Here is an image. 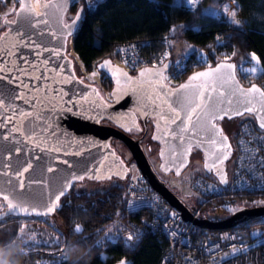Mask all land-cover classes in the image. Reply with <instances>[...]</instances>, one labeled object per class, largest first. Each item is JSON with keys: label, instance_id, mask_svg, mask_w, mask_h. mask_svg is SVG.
<instances>
[{"label": "water", "instance_id": "obj_1", "mask_svg": "<svg viewBox=\"0 0 264 264\" xmlns=\"http://www.w3.org/2000/svg\"><path fill=\"white\" fill-rule=\"evenodd\" d=\"M32 1L18 0L14 15L3 19L6 30L0 34V77H5L0 79V121H3L0 123V199L6 207L8 201L3 199L4 194H8L13 203L46 209L55 195L63 189L66 195L76 182L86 179L125 182L129 167L110 145V140L116 139L128 148L138 172L150 187L181 213L184 223L212 231L234 228L264 216V206H256L235 211L222 220L196 217L155 175L140 146L141 140L126 135L139 133L138 112L160 128L157 140L163 142L167 157L180 153L182 166L187 163L190 150L196 149L204 155V168L210 172L212 166L225 161V156L228 158L229 141L218 130V119L209 122L207 109L198 110L200 119L193 114L185 131L182 121L186 112H181L176 119L171 111L177 93L189 94L207 83L216 89L210 102L218 115L228 119L252 115L257 127L264 131L260 127L264 120V97L259 93L242 96L233 88L247 92L255 85L264 91L259 85L242 86L233 61H222L199 72L210 75L196 80L201 85L182 89L187 84L171 88L165 82L164 73L171 61L130 76L124 67L104 59L96 69L113 79L112 94H121L110 104L96 84L87 83L77 75V58L69 55V43L81 20L75 25L71 23L77 19V13H81L79 10L72 20L65 19L74 0H39V4L45 6L40 13L34 7L32 14L20 11L21 2L33 6ZM106 60L110 64L100 67ZM9 76L15 79H7ZM221 92L224 95H220ZM250 100L252 103H248ZM246 107H255V111H244ZM172 119L176 122L172 123ZM102 121H109L113 127L101 124ZM28 163L32 165L29 171L23 173V177L16 175L17 170L22 171ZM49 168L53 171L49 172ZM80 176L83 179H79ZM222 176L226 179L223 171L217 175L218 182L226 187L227 181L222 183ZM61 207L59 201L57 209L49 215H26L7 207L0 213V221L9 216L52 217Z\"/></svg>", "mask_w": 264, "mask_h": 264}, {"label": "trees", "instance_id": "obj_2", "mask_svg": "<svg viewBox=\"0 0 264 264\" xmlns=\"http://www.w3.org/2000/svg\"><path fill=\"white\" fill-rule=\"evenodd\" d=\"M228 2L239 6L235 17L217 19L212 15L222 11ZM75 13L73 9L71 14ZM177 29H182V39L195 49L190 56L200 52L212 66L219 63L211 61L217 54H237L248 60L257 56L262 72L256 80L264 81V0H201L197 10L186 8L180 0H105L80 20L70 43L83 69L90 71L121 44L148 39L151 49L156 51L162 47L161 40L171 39ZM116 182L95 192L77 193L73 185L60 199L62 207L52 217L57 216L66 227L61 231V243L39 244L18 252L14 247L8 248L16 233L12 226H4L0 229V248L7 252L3 264H55L54 254L64 247L70 249V261L64 264H116L122 259L131 264H160L168 247L167 240L161 234L145 230L133 232L128 227L124 217L126 187L120 185L125 182ZM204 198L207 206L221 207L230 201L264 198V189L222 187L218 193ZM118 213H121L119 220L127 229V235L112 240L104 235V230ZM9 218L26 217L9 216L0 223ZM74 224L81 225V233L72 231ZM129 235L132 240L128 239Z\"/></svg>", "mask_w": 264, "mask_h": 264}, {"label": "built area", "instance_id": "obj_3", "mask_svg": "<svg viewBox=\"0 0 264 264\" xmlns=\"http://www.w3.org/2000/svg\"><path fill=\"white\" fill-rule=\"evenodd\" d=\"M104 1L74 0L75 6L71 7L76 13L78 10L82 13V19L91 9ZM185 7L197 10L186 2ZM40 12L41 9L38 13ZM168 41L169 38L164 37L161 40L162 51L160 49L154 51L148 39L130 40L117 47L119 61L131 70L160 67L170 61L167 60ZM205 62L201 53L185 56L177 62L171 61L164 78L170 82L186 77L196 69L204 67ZM234 147L236 160L232 181L234 189H264V131L260 130L256 123L244 120L235 135ZM125 187L124 217L128 227L133 232L145 230L161 234L167 240L168 247L160 264H264V236L252 235L258 228L264 234V216L234 228L206 231L191 224L187 226L182 220L181 213L169 206L150 187L138 170L134 176L127 177ZM205 188V194L201 195L215 194L220 190L216 184H207ZM129 201L132 202L131 206ZM6 209V204L0 199V213ZM77 227L81 231H76ZM77 227L75 232L81 233L82 227ZM54 256L55 264L69 262V247L60 249Z\"/></svg>", "mask_w": 264, "mask_h": 264}, {"label": "rangeland", "instance_id": "obj_4", "mask_svg": "<svg viewBox=\"0 0 264 264\" xmlns=\"http://www.w3.org/2000/svg\"><path fill=\"white\" fill-rule=\"evenodd\" d=\"M180 1L183 2L184 4L186 2V0H180ZM200 1L201 0H198V3L192 5V8L195 9L198 8L197 6ZM225 6H227V11H225ZM225 6L223 7L222 11L213 12L212 15H214V17H216L217 19H219L221 16H223L225 19L233 18L232 10L237 8V4L235 2H228L226 3ZM17 7H18V0H0V29H3L2 26L3 19L12 17ZM238 12L239 10L236 11V13ZM181 32L182 29L175 30L171 39H169L168 41L169 50L167 54V60H170L172 62H177L185 56H190L195 51L192 45L188 44L186 41L182 39ZM68 51H69V55L76 59V56L73 54L71 49V43H69ZM160 51H162V49H160ZM118 57L119 55L117 49H115L113 54L103 58L102 60L111 59L115 64H117L118 62L122 64L119 61ZM257 60L259 61V63H257ZM257 60H253L252 58L251 60H248L247 58L241 59L237 54H231V55L217 54L213 59H211L212 62L233 61L235 65L238 67L240 76L245 78L246 76L244 75L247 76L249 75L251 76V78L246 77L245 78L246 80L252 79L253 81L259 83L260 86L264 87V81L256 80L257 79L256 77H258L262 72V66L258 57ZM206 65L212 66V63L206 61L205 66ZM253 69H255V71H253ZM76 70L78 75L83 77L84 80L91 83H96L97 85H99L100 90L105 92L109 96V94L113 89L111 85V80L108 77H106L104 73L99 72L96 69V65L92 70L86 71L83 69L80 62L76 59ZM93 72H96L97 74L95 77L92 75ZM244 118L248 119L247 117H243L242 119ZM149 126H150L149 132L142 141V146L149 162L152 163L150 164L157 169L158 161H159L157 157L159 146L151 140L152 127L151 125ZM228 126L229 124L227 125V127ZM231 127L232 124H230L229 128ZM114 145L116 146V149L130 167V172L128 176H134L137 173V168L134 165H131V163H129L131 160V156L128 149L125 147V145L119 142H114ZM200 159L201 157L199 154H195L192 157L190 165L183 174L182 178L178 180H172L171 177L165 180V181L177 182L176 184L172 182L173 183L172 187L176 186L177 196L183 201L186 207L196 217L208 218L211 220H222L230 216L233 212L238 211L240 209L256 207V206H264V198L254 199L251 201H245V200L234 201V202L230 201V203L229 202L224 203L221 207L207 206L206 205L207 203L204 202L205 198L203 195L205 194L204 190L206 189L205 187H207V184L205 183V181L197 180V178L201 177L204 173L200 169ZM235 161L236 160L234 157V159H232V165L230 161L227 163V169L232 170L233 173H234ZM168 183L170 184V182H167V184ZM115 184H117L115 179L106 180V181H95V180L86 179L83 181L76 182L73 191L77 193L95 192L97 190L99 191L105 190L109 188L111 185H115ZM120 185L125 186V184H120ZM198 187H202V189L200 190V188ZM201 193L203 194L201 195ZM120 215L121 213H118L117 216L115 217L116 219L105 226L104 235L107 236L109 239L117 240L119 238L118 236L125 237L127 235V229L123 227V222L119 220V218L121 217ZM7 225L12 226L13 231L16 233L15 240L9 243L8 248L12 249L14 247L15 249L18 250V252L20 251L25 252L31 248L36 247L39 244H52V242L61 243L62 241L61 231L63 230L64 226L62 225V222L58 219L57 216L52 217L50 219L9 218L0 223V229H2L4 226ZM186 225L189 226V224ZM77 226H81V225L74 224L72 227V231L75 232V227ZM64 228L66 229V227ZM261 232L262 230L258 228L256 229L255 232H252V234L261 233ZM7 250L11 251L10 249ZM6 254H7L6 249L0 248L1 264L6 263L5 260Z\"/></svg>", "mask_w": 264, "mask_h": 264}, {"label": "flooded vegetation", "instance_id": "obj_5", "mask_svg": "<svg viewBox=\"0 0 264 264\" xmlns=\"http://www.w3.org/2000/svg\"><path fill=\"white\" fill-rule=\"evenodd\" d=\"M75 5H72V7H74ZM72 7H70L68 13L66 14V21H70L74 18L75 15L71 14L73 9ZM70 16V18H69ZM3 26V25H2ZM6 30V28L3 26V29H0V34H2L4 31ZM113 62V61H112ZM114 63V62H113ZM115 64V63H114ZM117 65H120L122 67H124L127 71H128V74L130 76H135L137 75V73L139 71H142L146 68H156V67H146L144 69H140V70H131V69H128L126 68L125 66H123L122 64H120L119 62L117 63ZM210 67H213V66H204L202 68H199V69H196L195 71H193L191 74H189L188 76L186 77H183V78H179V79H176V80H173V81H170V82H166V84L171 87V88H176L182 84H187V85H192V86H199L201 85L198 81L196 80H190V77L196 75L197 73L205 70V69H208ZM78 75V73H77ZM79 76V75H78ZM248 78H251V76H247V75H244ZM81 77V76H79ZM106 77H108L106 75ZM236 77L237 79L239 80L240 84L244 87H249L253 84H257L256 82H254L252 79H248L246 80L244 77L240 76V73L238 71V68L236 66ZM83 79V77H81ZM110 80H111V85L112 87L114 86L113 84V79L111 77H108ZM165 79V78H164ZM84 80V79H83ZM85 82L87 83H91V82H88L86 80H84ZM91 84H96V83H91ZM97 85V84H96ZM259 85V84H257ZM99 87V85H97ZM260 86V85H259ZM263 90H264V87L260 86ZM100 89V87H99ZM103 92V91H101ZM104 93V96H105V100L108 102V103H114V97L115 98H120L121 94L117 93V94H112V91L111 93L109 94V96L105 93ZM136 115L138 116L139 118V125H140V131L139 133L137 134H132V133H126V135L136 141L138 140H141L140 141V146L144 152V149H143V146H142V141L144 140V138L147 136L148 132H149V129H150V126L152 127V136H151V140L153 142H155L158 146H159V149H158V166H157V169L154 168L151 164V162H149L145 152H144V155L146 157V159L148 160L153 172L155 173V175L158 177V179L163 182L165 184V186L174 194L177 196V190H176V186H173V183H177L176 181H165L167 178H171L172 177V180H178L180 178H182L183 174L185 173V171L187 170V168L189 167L190 165V162L192 160V157L195 155V154H199L201 159H200V169L204 172L203 175L199 178H197L198 181H205L206 184H216L218 185L220 188H222L223 186L218 182V177L217 175H220L221 172H225V175H226V187H223V188H227V189H232V190H236L234 189V184L232 183V181H234L233 179V172L232 170L230 169H227V163L230 161L231 162V165H232V159H234L235 157V147H234V141H235V135L238 131V129L240 128L241 126V123L244 121V120H249L253 123H256L254 117L252 115H248V114H244L240 117H236V118H232V119H228L226 117H223V119H218L216 120V124H217V127H218V130L219 132L224 135L225 137H227L228 141H229V144L231 146V153L229 154L228 158L215 165V166H212L211 169H210V172H207L204 168V161H205V157L204 155L196 150V149H191L189 154L187 155V163L185 165H181V162H182V159H181V155L180 153L178 152H175L174 154H172L170 157H167L165 155V147H164V144L162 141L160 140H157V137L159 135V131H160V128H158L154 123H153V120L150 119V118H147V119H144L143 115L136 112ZM243 117H247L248 119L244 118L242 119ZM101 124L103 125H107V126H112L113 127V124L110 123L109 121H102ZM229 124H232V127L229 128V126L227 127V125ZM114 142H119L121 144H123L122 142H120L119 140H116V139H111L110 140V145L112 146V148L116 151V153L122 158V160L124 161V163L129 167L128 163L125 161V159L120 155V153L118 152V150L116 149V146L114 145ZM124 145V144H123ZM126 147V146H125ZM127 148V147H126ZM128 149V148H127ZM129 151V150H128ZM130 153V152H129ZM131 156V154H130ZM131 165H134L135 166V163L134 161L132 160V156H131V160L130 162ZM234 163V161H233ZM136 167V166H135ZM233 167V166H232ZM231 167V168H232ZM177 169L180 170V175H177L176 172H177ZM224 169V170H223ZM129 172H130V167H129ZM196 180V179H194ZM167 182H170V184ZM173 182V183H172ZM196 188V187H195ZM178 197V196H177ZM179 198V197H178ZM180 199V198H179ZM181 200V199H180ZM182 201V200H181ZM183 202V201H182Z\"/></svg>", "mask_w": 264, "mask_h": 264}, {"label": "snow or ice", "instance_id": "obj_6", "mask_svg": "<svg viewBox=\"0 0 264 264\" xmlns=\"http://www.w3.org/2000/svg\"><path fill=\"white\" fill-rule=\"evenodd\" d=\"M196 3H198V0H186V4L189 6L195 5ZM41 8L45 7L44 5H40ZM239 10V6H237L236 9L232 10V16L235 17L236 11ZM20 11L24 12L27 11L28 13L32 14L33 13V6L31 3L25 4L23 2L20 3ZM225 11H227V6H225ZM38 15V14H35ZM82 13H77V19L73 20L71 23L73 25H75L77 23V21L81 18ZM24 19L27 20V22L29 24L32 23L31 19H28L27 17H24ZM37 23H39L40 21L37 20ZM236 23H239L237 21H233ZM71 34V33H69ZM59 54V53H57ZM253 60H257V57L255 55L252 56ZM257 63H259V61L257 60ZM110 61H105L103 65H101L100 67H104L105 65H109ZM118 67V66H117ZM231 67V66H229ZM253 71H255V69H253ZM92 75L95 77L97 74L96 72H93ZM144 75V72L141 73V76ZM210 75V73H199L198 75H194L192 77H190V80H197L200 77H208ZM5 77H0V79H4ZM7 79H15L14 77H7ZM188 85H183L182 89L187 88ZM235 91H239L240 95L242 96H247L249 93H259V95L261 97H264V91H262L261 89L257 88L255 85H253L252 87H250L248 89L247 92H244L243 90H240L238 88H235V86H233ZM216 91V89L214 87H209L206 84L201 85L199 87H197L192 93L189 94H185L182 91L177 93V99L173 101V105L174 107L171 108V111L174 113L175 118L179 119L180 118V113L181 112H186V116L184 117V120L182 121L183 123H185V128L184 130L187 131V124L192 122V117L193 114L197 115V119H200V113L198 112V110L200 111H204L205 109H207L206 115L208 116L209 122L214 121L216 119H223V116H220L216 113V110L213 106V104L210 102L211 98H212V93H214ZM18 95V94H17ZM220 95H224L223 92L220 93ZM248 103H252V101H248ZM244 111L247 112H254L255 111V107H246L244 109ZM237 114H241V113H237ZM30 115V114H29ZM176 119H172V123L176 122ZM0 123H3V121H0ZM212 128L215 129L216 125L214 123L211 124ZM260 127L264 128V120L261 121L260 123ZM7 139V137H5ZM225 140H227V137H224ZM212 143L215 144L216 141L213 139ZM17 152L20 151V149L16 150ZM224 159H227V157L225 156ZM32 167L31 163H28L26 166L23 167V170L20 171L19 169L16 172V175H18L19 177H23V173L28 172L29 169ZM49 172H52L53 169L49 168L48 169ZM177 175H180V170L177 169L176 172ZM79 179H83V176H80ZM35 183H40L41 181H34ZM221 182L225 183L226 179L225 177H221ZM20 187L21 189L23 188V183L21 181L20 183ZM70 187V185H69ZM65 191L66 189H63L59 192V194L55 195L54 200H52L50 202V206L46 207V209H37L36 207H29V206H25L22 203H13L9 200V195L8 194H4L3 195V199L5 201H8L7 207L9 210H15L16 212H22L26 215H31V214H36V215H49L52 214L57 207L59 206V201L61 199L62 196L65 195ZM13 199H15V197H13ZM129 204L131 206L132 202L129 201ZM76 231H81V229L79 227L76 228ZM253 236H264V234L262 233H253ZM129 240H132L133 237L132 235H129L128 237ZM233 247H235V245H233ZM121 264H126L125 261H121Z\"/></svg>", "mask_w": 264, "mask_h": 264}, {"label": "bare ground", "instance_id": "obj_7", "mask_svg": "<svg viewBox=\"0 0 264 264\" xmlns=\"http://www.w3.org/2000/svg\"><path fill=\"white\" fill-rule=\"evenodd\" d=\"M33 7L36 10V12L40 11L41 7H40V4H39L38 0H34Z\"/></svg>", "mask_w": 264, "mask_h": 264}, {"label": "crops", "instance_id": "obj_8", "mask_svg": "<svg viewBox=\"0 0 264 264\" xmlns=\"http://www.w3.org/2000/svg\"><path fill=\"white\" fill-rule=\"evenodd\" d=\"M194 50V49H193Z\"/></svg>", "mask_w": 264, "mask_h": 264}]
</instances>
